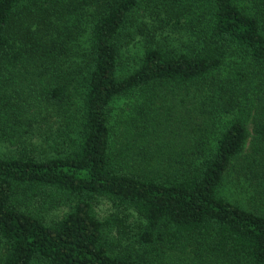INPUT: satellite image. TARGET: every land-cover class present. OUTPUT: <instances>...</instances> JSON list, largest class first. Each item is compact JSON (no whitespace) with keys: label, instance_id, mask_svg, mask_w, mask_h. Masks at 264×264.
<instances>
[{"label":"trees","instance_id":"1","mask_svg":"<svg viewBox=\"0 0 264 264\" xmlns=\"http://www.w3.org/2000/svg\"><path fill=\"white\" fill-rule=\"evenodd\" d=\"M248 124L264 197V0H0V264H264Z\"/></svg>","mask_w":264,"mask_h":264},{"label":"rangeland","instance_id":"2","mask_svg":"<svg viewBox=\"0 0 264 264\" xmlns=\"http://www.w3.org/2000/svg\"><path fill=\"white\" fill-rule=\"evenodd\" d=\"M141 14H136V18L141 17ZM148 16V15H147ZM154 16V15H153ZM150 19V16L147 18ZM167 37V43L171 45H179L183 38L179 35L178 31L176 33L167 32L165 33ZM164 36V38H165ZM162 40V38H161ZM83 44L82 47L87 46V35H84L80 40ZM128 51L135 52V48L130 46ZM134 66V56L129 57L127 53V48L123 51V56L120 63V74H125L129 69H132ZM138 98L130 97V98H120L112 103L111 106V124L112 128L116 129L122 121L127 118H131L134 116V112L137 104ZM228 118H225L227 120ZM252 125L248 124L249 130V138L246 141L244 151L239 158L233 161V166L231 167L230 172L228 173L226 180L224 182L223 187L221 188V195L225 197L227 200L242 206L243 208L257 211L260 213H264V197L259 196L256 191L252 188L249 182L244 179V176L239 174L240 171L244 173V169L247 164V160L250 155V143L253 138L252 135ZM11 147L7 144L0 143V154L11 152ZM240 176V177H239ZM97 215L101 219L109 218L112 214L119 213L120 215H125L123 212L119 211L114 207L111 203L107 201H100L98 206L96 207ZM63 211H54L47 216V221L49 222L52 219L59 218ZM126 217L128 222L135 223L137 221V215L132 211L126 212ZM187 264V260L177 261V263ZM189 262V261H188ZM195 264H200L199 261L193 262ZM153 264V263H151ZM154 264H162V263H154ZM212 264V263H211Z\"/></svg>","mask_w":264,"mask_h":264}]
</instances>
